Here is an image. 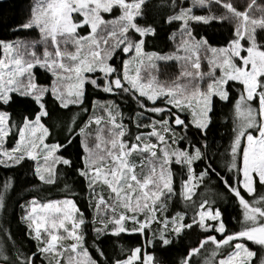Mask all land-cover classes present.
Listing matches in <instances>:
<instances>
[{
  "label": "snow or ice",
  "instance_id": "6c2138e0",
  "mask_svg": "<svg viewBox=\"0 0 264 264\" xmlns=\"http://www.w3.org/2000/svg\"><path fill=\"white\" fill-rule=\"evenodd\" d=\"M165 25L173 50L147 51ZM225 25L223 44H214L208 30ZM6 27L0 166L32 161L39 184L19 204L34 243L18 241L0 217V264H164L149 249L197 230L202 238L179 264H264L247 243L264 251V0H32ZM169 62L180 73L162 80ZM90 89L134 101L135 131L114 99L92 100L90 112ZM218 108L231 117L222 118L230 132L223 152L209 139ZM69 170L86 184L91 219L66 181L62 199L40 195ZM14 191V177L0 180V213ZM228 199L242 210L238 230L219 206Z\"/></svg>",
  "mask_w": 264,
  "mask_h": 264
},
{
  "label": "trees",
  "instance_id": "16d2710c",
  "mask_svg": "<svg viewBox=\"0 0 264 264\" xmlns=\"http://www.w3.org/2000/svg\"><path fill=\"white\" fill-rule=\"evenodd\" d=\"M155 2L156 0H153V3ZM233 2L237 4L239 2H246V0H233ZM31 3L32 0H0V39L13 38V33L6 27V25L11 22H19L26 14L27 9ZM230 28L231 25H225L224 27H216L214 29H209L207 34L211 37V40L214 44H223L225 38L227 37L230 31ZM20 35H23L26 38L31 37V35L27 33H21ZM146 50L150 52H170L173 50L172 43L167 39L166 25L165 30H162L159 33L158 38L148 43ZM88 95L89 100L87 101V104L90 112L92 107V100H116V102L120 104L121 109L124 113L125 123H129L132 127V130H135L134 124H132V122L128 118L133 117L138 108L136 103L130 98L121 100L119 97H111L107 94L95 92L91 89L89 90ZM217 111L219 115L215 119L214 125L210 130L209 139L211 142H215L217 147H219L220 152H223L224 149L228 146L230 132L229 126L223 123L222 118L227 115L230 121L231 117L228 108H218ZM86 118L87 114H85V119ZM74 144L75 147L72 149L71 154L73 159L76 160L77 153L80 151L78 138L76 141H74ZM77 163H79L78 160ZM32 164V161H26L22 167L18 166L13 168H5L3 166H0V180H3L6 176H12L15 178V191L10 194V198L7 201L6 212L0 213V217H2L3 222L8 227H10L16 239L18 241L23 242L26 247H31L34 242L28 241L24 237V225L19 222V216L22 214V209L19 207V204L24 203L25 200L30 199L32 195L37 194L32 189V185L34 183L39 184V182L36 181L32 176ZM65 181L69 183L77 193H79V195L75 197L78 202V206L81 208L82 211H85L88 218L91 219L93 213L92 209L89 208L87 204L86 184L83 181V178L77 176L70 170L65 173L58 186H41L44 189V192L40 193V195H47V197L50 199H62L64 196L63 184ZM176 187L179 190L178 179ZM213 187L217 190H223L222 184L219 183H214ZM49 188L50 191H48ZM173 203L175 211H181L184 209V205L182 202L179 201V199L175 200ZM219 206L224 211V220L228 229L238 230L240 225L237 223V221L241 218L242 212L239 205L234 200L228 199L227 201L221 202ZM171 214L172 213L170 212L169 215ZM189 215H191V212H189ZM155 227L156 225H153V228ZM216 235L219 238V234L217 233ZM202 236L203 233L197 230L195 232H192L190 235L183 237L182 242L179 244L169 246L167 249L157 247L155 249H149V251H155L157 258L164 261V264H179V260L185 252L186 248L191 244H195L199 238H202ZM87 238L90 244L92 235L90 234ZM115 239V237H112L110 239L105 240V247L107 248L110 254L115 251V246L111 243V241H114ZM136 239L137 238L135 237H125L123 242L126 244H132L135 242ZM247 243L250 247L256 250L258 254H264V251H262L257 245H254L251 242ZM194 259H199L202 264L203 257Z\"/></svg>",
  "mask_w": 264,
  "mask_h": 264
},
{
  "label": "rangeland",
  "instance_id": "374dc122",
  "mask_svg": "<svg viewBox=\"0 0 264 264\" xmlns=\"http://www.w3.org/2000/svg\"><path fill=\"white\" fill-rule=\"evenodd\" d=\"M244 3L245 2H243V3L242 2H239L236 5L238 7H243ZM29 35H31V37L28 38V39H31V38H33L36 35V33H31ZM180 70H181L180 65L177 64V63H175V62H169L168 64H162L161 65V68H160V78L162 80L175 79L179 75ZM202 70H204V71L207 70V63H206V61L202 65ZM133 131H135V130H133Z\"/></svg>",
  "mask_w": 264,
  "mask_h": 264
}]
</instances>
